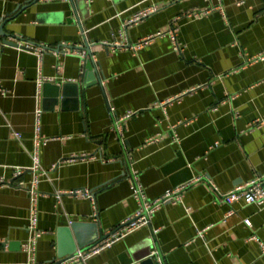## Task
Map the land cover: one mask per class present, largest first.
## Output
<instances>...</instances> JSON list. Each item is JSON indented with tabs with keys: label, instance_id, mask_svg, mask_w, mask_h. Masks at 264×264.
Segmentation results:
<instances>
[{
	"label": "crops",
	"instance_id": "obj_1",
	"mask_svg": "<svg viewBox=\"0 0 264 264\" xmlns=\"http://www.w3.org/2000/svg\"><path fill=\"white\" fill-rule=\"evenodd\" d=\"M1 25L16 45L0 41V264L27 262L17 184L33 178L38 106V264H57L60 227L132 220L133 175L148 204L192 183L74 264H264V205L211 188L264 176V0H0Z\"/></svg>",
	"mask_w": 264,
	"mask_h": 264
},
{
	"label": "built area",
	"instance_id": "obj_2",
	"mask_svg": "<svg viewBox=\"0 0 264 264\" xmlns=\"http://www.w3.org/2000/svg\"><path fill=\"white\" fill-rule=\"evenodd\" d=\"M204 11H194L193 13L189 14L192 16H201ZM140 19L139 15L132 18L129 23H134ZM158 36H161V33H158ZM153 37H149L147 39H144L143 41L139 42V45L145 44L148 41H150ZM18 47L28 50L30 52H34L38 57H41L42 52L44 49L42 48H31L30 45H19ZM134 48L137 47L133 46ZM176 48H178V45L176 44ZM41 108L38 106L35 110V124H34V150L32 152V159H33V166L31 168L33 172V178L29 184L24 182H19L17 184L18 187L24 188L28 191L30 196V206H29V215H28V232L29 236L27 241L23 244V250L26 252L27 255V262L26 264H38L36 260V251H37V242L39 238L44 233L38 228V197H39V191H38V183H39V176L40 174L44 173L41 170L40 166V159H39V149L42 145L46 143V140L42 138L41 136ZM21 173V170L17 169L16 175H19ZM202 177H198L195 181H200ZM192 183V182H191ZM182 186L181 189L176 191H168L166 194L160 198L159 200L148 204L143 201V192L142 187H140L137 183L135 175H133V191L134 196L136 198L141 199L142 205L137 211L135 217L133 218L134 221L131 222L129 225L126 226V229L128 232H131L141 226H144L150 222L151 215L157 210V208L167 201H172L174 198L177 197L178 193L186 188L188 185ZM211 184V183H210ZM211 188L213 189V192L219 196V198L228 203L231 204L233 202L243 201L246 204H257V205H264V176H260L250 182H247L245 184L236 186L234 189L230 190L227 193H220L219 189H217L214 185L211 184ZM84 196L91 197L90 193L85 191L83 192ZM132 219V220H133ZM130 221V220H129ZM247 224H250L248 220H246ZM200 236L203 235V232H198ZM125 235L124 232L117 233L112 235L113 239H106L102 241L101 243L89 248L86 251H78L77 255L73 256L70 259H66L62 261L59 264H74L76 262H84L88 258H90L93 255L98 254L102 249L109 246L114 240L119 239ZM262 247L264 250V243H262Z\"/></svg>",
	"mask_w": 264,
	"mask_h": 264
},
{
	"label": "water",
	"instance_id": "obj_3",
	"mask_svg": "<svg viewBox=\"0 0 264 264\" xmlns=\"http://www.w3.org/2000/svg\"><path fill=\"white\" fill-rule=\"evenodd\" d=\"M10 34H8L4 30V25L0 26V41L6 45H16L13 42L9 41L7 38ZM86 51V59H85V74H89L93 76V81H99V76L94 72V62L92 59V53L87 45L84 49ZM133 220L122 224L119 228L115 229L112 233L107 235H102L98 231V227L96 224H84V223H73L70 226H63L58 228L57 230V242H56V257L59 259L57 264L61 263L66 259H70L73 256L77 255V251L81 252L88 250L89 248L101 243L102 241L108 239L116 232H118L121 228L129 225ZM85 228L90 232L88 236L84 235L83 232ZM86 230V231H87ZM138 264H153V261L150 257H147Z\"/></svg>",
	"mask_w": 264,
	"mask_h": 264
}]
</instances>
